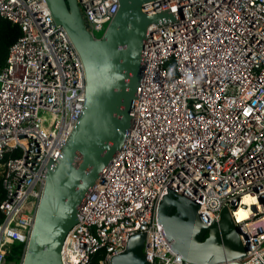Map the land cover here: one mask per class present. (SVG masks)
Segmentation results:
<instances>
[{"label": "built area", "instance_id": "1", "mask_svg": "<svg viewBox=\"0 0 264 264\" xmlns=\"http://www.w3.org/2000/svg\"><path fill=\"white\" fill-rule=\"evenodd\" d=\"M77 2L96 37L119 7ZM147 8L175 19L146 30L127 135L79 203L62 263L112 264L144 231L149 264H195L172 248L157 217L171 188L194 199L207 224L227 206L245 245L237 264H264V0H160ZM0 16L21 31L0 68V264H12L13 242L24 244L22 264L46 163L80 115L86 82L46 0H0Z\"/></svg>", "mask_w": 264, "mask_h": 264}, {"label": "water", "instance_id": "2", "mask_svg": "<svg viewBox=\"0 0 264 264\" xmlns=\"http://www.w3.org/2000/svg\"><path fill=\"white\" fill-rule=\"evenodd\" d=\"M56 23L76 47L85 71V99L57 158H49L22 264H63L61 247L79 220L78 205L105 176V168L121 147L131 122L130 109L140 83L145 33L153 23L175 19L167 11L150 13L160 0H119V7L101 36L90 31L77 0H46ZM168 10V9H167ZM237 199L232 203L235 205ZM172 248L195 264H237L245 245L229 209L210 224L199 215V204L169 188L157 207ZM145 232L132 234L112 264H149L143 251Z\"/></svg>", "mask_w": 264, "mask_h": 264}, {"label": "trees", "instance_id": "3", "mask_svg": "<svg viewBox=\"0 0 264 264\" xmlns=\"http://www.w3.org/2000/svg\"><path fill=\"white\" fill-rule=\"evenodd\" d=\"M20 27L12 23L10 20L0 16V68L4 65L5 59L8 53L9 45L18 37L20 34ZM5 193L0 182V202L4 199ZM3 219V214L0 210V222ZM24 251V244L13 242L10 245V250L7 255L8 262L15 264Z\"/></svg>", "mask_w": 264, "mask_h": 264}, {"label": "rangeland", "instance_id": "4", "mask_svg": "<svg viewBox=\"0 0 264 264\" xmlns=\"http://www.w3.org/2000/svg\"><path fill=\"white\" fill-rule=\"evenodd\" d=\"M106 26H107V23L104 24V28H103L104 30H105ZM102 33H103V31L95 32V34H96L97 36H101Z\"/></svg>", "mask_w": 264, "mask_h": 264}, {"label": "bare ground", "instance_id": "5", "mask_svg": "<svg viewBox=\"0 0 264 264\" xmlns=\"http://www.w3.org/2000/svg\"><path fill=\"white\" fill-rule=\"evenodd\" d=\"M239 210H240L239 212L242 213V209L240 208Z\"/></svg>", "mask_w": 264, "mask_h": 264}]
</instances>
